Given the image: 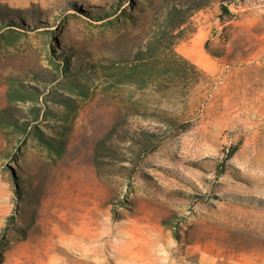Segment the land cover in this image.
I'll return each instance as SVG.
<instances>
[{
  "label": "rangeland",
  "instance_id": "1",
  "mask_svg": "<svg viewBox=\"0 0 264 264\" xmlns=\"http://www.w3.org/2000/svg\"><path fill=\"white\" fill-rule=\"evenodd\" d=\"M165 1L0 0V110L62 142L0 132V264H264V0L194 12L203 72L157 85Z\"/></svg>",
  "mask_w": 264,
  "mask_h": 264
},
{
  "label": "trees",
  "instance_id": "2",
  "mask_svg": "<svg viewBox=\"0 0 264 264\" xmlns=\"http://www.w3.org/2000/svg\"><path fill=\"white\" fill-rule=\"evenodd\" d=\"M143 5L146 4V0H142ZM212 0H166L163 5V11L161 18L157 21L156 27L149 33L147 40L143 48H136L133 52V58L137 63V66H145L151 63L150 70L148 72L149 78L154 84L159 85L165 82L166 85L172 80L178 78H186L187 70H195L197 72H203L198 69L194 63L190 62L188 58L175 51V46L182 40L186 39L191 32V17L194 12L205 8ZM223 14H228V9L221 5ZM111 15V12L102 11L98 14H94L95 20H106ZM90 16V15H88ZM18 23L19 26H26L18 21L8 22L0 25V28L8 27V31L13 30L11 26ZM7 24V25H6ZM10 38V36H7ZM55 69H59L58 65ZM144 67L142 68V70ZM61 71H66V64L63 65ZM23 95L21 92L20 96ZM23 96L20 97V99ZM9 98V95H8ZM14 107L8 104L6 107L0 110V132L2 134L16 133L21 135H31L39 143L46 146L49 150H54L56 153H60L62 142H54L41 130L37 129V125L32 126L31 121H36L38 117V107L32 105L29 113L33 115L32 119L21 120L17 118L13 113ZM186 125H182V128H186ZM143 135L148 136L144 132ZM150 134V133H149ZM151 135H155L151 133ZM108 148L111 152H115L113 147L107 146L106 139H102L97 144V149ZM235 151V148L229 153ZM98 150L95 152V160L98 161ZM98 163V162H97Z\"/></svg>",
  "mask_w": 264,
  "mask_h": 264
},
{
  "label": "bare ground",
  "instance_id": "3",
  "mask_svg": "<svg viewBox=\"0 0 264 264\" xmlns=\"http://www.w3.org/2000/svg\"><path fill=\"white\" fill-rule=\"evenodd\" d=\"M198 46H199L198 44H193L192 46L188 47V53L190 54L191 57L193 58L201 57L200 49Z\"/></svg>",
  "mask_w": 264,
  "mask_h": 264
}]
</instances>
